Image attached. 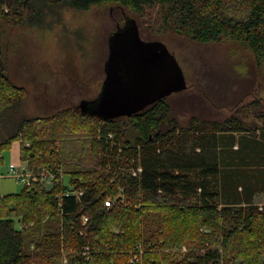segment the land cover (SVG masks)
I'll list each match as a JSON object with an SVG mask.
<instances>
[{
    "label": "trees",
    "instance_id": "obj_1",
    "mask_svg": "<svg viewBox=\"0 0 264 264\" xmlns=\"http://www.w3.org/2000/svg\"><path fill=\"white\" fill-rule=\"evenodd\" d=\"M100 4L138 15L161 6L164 26L171 18L200 44H243L264 70V0H0V110L25 95L6 74L2 22L38 25L49 8ZM15 141L31 172L61 169L69 181L0 195V264H62L64 254L71 264H264V206L254 201L264 194V126L236 116L183 126L161 100L107 121L70 109L25 119L0 143V161ZM172 245L205 254L170 260Z\"/></svg>",
    "mask_w": 264,
    "mask_h": 264
},
{
    "label": "rangeland",
    "instance_id": "obj_2",
    "mask_svg": "<svg viewBox=\"0 0 264 264\" xmlns=\"http://www.w3.org/2000/svg\"><path fill=\"white\" fill-rule=\"evenodd\" d=\"M125 16L137 20L143 40L163 42L182 68L187 90L164 99L181 125L189 126L197 119L224 121L236 116L249 126H264V70L243 44L227 39L209 44L193 41L178 33L173 19H169V27L164 26L161 6L148 8L141 15L109 4L84 11L52 7L38 25L1 24L6 74L15 86L25 89V95L15 99L10 108L0 110V143L25 119H42L65 109L79 110L81 101L100 96L110 38L118 26L124 25ZM94 125L95 120L91 122ZM10 153L5 152L0 163V195L16 194L23 188L9 175L13 161ZM140 161L139 156L131 159L127 171L130 173ZM64 180L69 181L66 174ZM254 201L261 209L264 194H257ZM164 252L170 260H181L191 252L204 255L205 249L172 245ZM69 259L64 254L62 264H71Z\"/></svg>",
    "mask_w": 264,
    "mask_h": 264
},
{
    "label": "water",
    "instance_id": "obj_3",
    "mask_svg": "<svg viewBox=\"0 0 264 264\" xmlns=\"http://www.w3.org/2000/svg\"><path fill=\"white\" fill-rule=\"evenodd\" d=\"M110 39L101 94L81 101L82 113L103 121L130 117L187 90L175 55L161 41L143 40L134 18L126 16Z\"/></svg>",
    "mask_w": 264,
    "mask_h": 264
},
{
    "label": "built area",
    "instance_id": "obj_4",
    "mask_svg": "<svg viewBox=\"0 0 264 264\" xmlns=\"http://www.w3.org/2000/svg\"><path fill=\"white\" fill-rule=\"evenodd\" d=\"M112 137V135H110ZM142 172V169L139 168L137 171H134L132 174L134 177L138 176L139 173ZM10 176L15 178L19 183L23 186H32L35 183H40L45 185L49 190L53 189L60 182L64 181L65 174L61 169L57 171L45 169L39 173H33L29 170L27 165H22L20 168H11ZM84 191L81 188L71 187L69 191H67V196H75L78 200L83 196ZM115 205V202L112 199H108L105 202V206L107 208H112ZM83 225H86L88 222L87 217H83ZM83 257L86 260L90 259L91 248L86 247L83 251Z\"/></svg>",
    "mask_w": 264,
    "mask_h": 264
},
{
    "label": "crops",
    "instance_id": "obj_5",
    "mask_svg": "<svg viewBox=\"0 0 264 264\" xmlns=\"http://www.w3.org/2000/svg\"><path fill=\"white\" fill-rule=\"evenodd\" d=\"M7 151L8 152L11 151L10 154H11V158L13 159L12 164H11L12 166H10V170H11V168H20L22 165H27L28 166V164L26 162H24V161L21 160V142L20 141L12 142L10 148L8 150H6L5 152H7ZM3 160H4V158H3ZM3 160L0 161V163H2ZM9 175H10V171H9ZM11 178H13V177H11ZM13 179H15V178H13Z\"/></svg>",
    "mask_w": 264,
    "mask_h": 264
},
{
    "label": "flooded vegetation",
    "instance_id": "obj_6",
    "mask_svg": "<svg viewBox=\"0 0 264 264\" xmlns=\"http://www.w3.org/2000/svg\"><path fill=\"white\" fill-rule=\"evenodd\" d=\"M93 100V99H92Z\"/></svg>",
    "mask_w": 264,
    "mask_h": 264
}]
</instances>
